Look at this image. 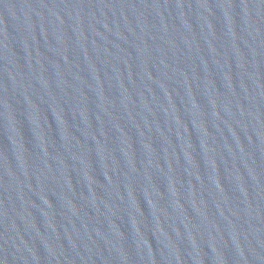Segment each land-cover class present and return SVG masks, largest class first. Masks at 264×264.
<instances>
[{"label": "water", "instance_id": "95a60500", "mask_svg": "<svg viewBox=\"0 0 264 264\" xmlns=\"http://www.w3.org/2000/svg\"><path fill=\"white\" fill-rule=\"evenodd\" d=\"M0 264H264V0H0Z\"/></svg>", "mask_w": 264, "mask_h": 264}]
</instances>
